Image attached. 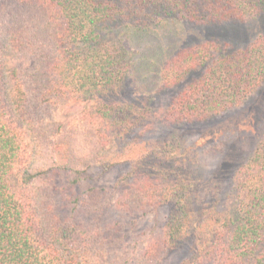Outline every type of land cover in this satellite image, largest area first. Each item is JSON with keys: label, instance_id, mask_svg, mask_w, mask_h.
I'll list each match as a JSON object with an SVG mask.
<instances>
[{"label": "trees", "instance_id": "16d2710c", "mask_svg": "<svg viewBox=\"0 0 264 264\" xmlns=\"http://www.w3.org/2000/svg\"><path fill=\"white\" fill-rule=\"evenodd\" d=\"M16 2L32 16L28 23L0 16V264H112L104 228L92 231L57 210V177L74 172L69 186L85 181L74 163L86 159L104 170L131 161L114 184L122 211L168 206L143 264L179 249L187 250L180 264H264V131L227 188L205 183L175 141L155 142L135 158L123 159L124 149L118 158L101 154L158 116L195 123L243 104L264 83V34L232 48L201 30L254 20L264 0ZM185 25L194 27L188 39ZM128 31L177 38L160 76L165 88L182 86L161 116L151 99L122 98L133 69ZM77 107L72 131L52 134L57 117Z\"/></svg>", "mask_w": 264, "mask_h": 264}, {"label": "rangeland", "instance_id": "374dc122", "mask_svg": "<svg viewBox=\"0 0 264 264\" xmlns=\"http://www.w3.org/2000/svg\"><path fill=\"white\" fill-rule=\"evenodd\" d=\"M16 3V0H7L1 18L28 23L31 12ZM183 29L187 39L190 38L194 27L185 25ZM201 31L204 36L218 38L228 42L232 48H239L264 34V15L249 22L228 23L211 31ZM167 35L125 33L133 69L127 78L122 98L136 103L151 99L153 111L160 116L182 86L165 88L162 85L163 56H168L177 40L174 35ZM80 110L81 107L71 108L58 116L56 124L51 125V133L56 130L62 133L72 131ZM263 131L264 83L240 106L205 121L168 124L158 116L149 129L143 132L136 129L124 139H116L101 154L105 153L107 158H118L124 149L123 159L135 158L145 154L155 142L175 141L180 144L186 162L195 167L197 173H203L205 183L221 182L227 188L228 181L248 158ZM71 137L75 145V133ZM98 162L86 159L74 163L80 169L85 168L83 174L87 179L72 186L66 180L77 174L67 171L60 173L55 188V197L60 206L57 210L62 218L80 222L92 231L98 232L104 228L105 249L112 264H143L140 257L149 243L159 241L169 208L166 205L157 208L150 205L145 214L138 216L117 208L114 184L130 169L131 161H124L108 170H104ZM186 254V249H179L168 259L155 264H180Z\"/></svg>", "mask_w": 264, "mask_h": 264}]
</instances>
